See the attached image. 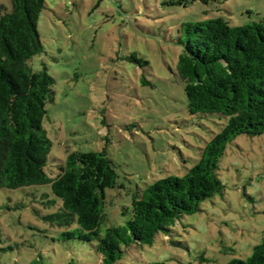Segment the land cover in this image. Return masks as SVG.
I'll list each match as a JSON object with an SVG mask.
<instances>
[{"label": "rangeland", "instance_id": "rangeland-1", "mask_svg": "<svg viewBox=\"0 0 264 264\" xmlns=\"http://www.w3.org/2000/svg\"><path fill=\"white\" fill-rule=\"evenodd\" d=\"M0 5L10 10L11 0ZM217 16L243 25L264 17V0H46L37 27L43 51L28 63L55 79L44 119L50 155L106 150L121 187L107 190L103 226L124 223L119 210L137 186L184 175L220 130L217 116L188 112L176 71L182 26ZM218 175L221 192L118 264H224L250 255L264 229V135L229 142ZM42 189L0 190V264H97L91 248L59 240L36 215Z\"/></svg>", "mask_w": 264, "mask_h": 264}, {"label": "trees", "instance_id": "trees-1", "mask_svg": "<svg viewBox=\"0 0 264 264\" xmlns=\"http://www.w3.org/2000/svg\"><path fill=\"white\" fill-rule=\"evenodd\" d=\"M45 4L11 0L10 10L0 5V190L44 187L41 205L33 210L58 239L87 245L97 264H118L133 249L152 245L158 234L168 235L203 201L221 192L219 161L229 142L240 134L264 135V17L230 25L217 16L182 26L176 71L187 110L198 117L217 116L221 128L184 175L137 186L130 203L119 210L124 223L105 227L107 190L121 187L106 150H70L65 158L50 155L44 119L47 104L55 99V79L46 67L33 70L28 63L43 51L37 27ZM130 59L147 63L135 53ZM262 232L250 255L224 264H264Z\"/></svg>", "mask_w": 264, "mask_h": 264}]
</instances>
